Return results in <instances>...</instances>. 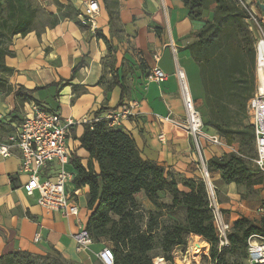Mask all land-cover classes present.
<instances>
[{
  "label": "crops",
  "instance_id": "obj_1",
  "mask_svg": "<svg viewBox=\"0 0 264 264\" xmlns=\"http://www.w3.org/2000/svg\"><path fill=\"white\" fill-rule=\"evenodd\" d=\"M40 1L42 9L52 16L51 20L41 23L38 17L33 32L15 36L11 43L14 55L5 59L6 66L13 70L9 84L15 89L23 87L35 91L25 94L35 100L22 104L13 94L0 95V257L14 252L42 255L56 250L75 264H102L98 255L106 246L111 247L109 243L93 242L87 249L78 251L74 240V235L85 229L88 188L80 189L78 217H65L59 212L47 211L37 203V193L28 196L23 190L27 176L20 173L21 153L10 149L8 155H3L1 150L8 145L10 133L14 132L32 103H40L64 119L80 121L86 116L93 118L100 111H103L100 116H104L124 104L137 102L139 108L134 116L122 121L118 128L134 138L143 159L165 167L176 178L195 176L198 156L192 137L164 118L185 116L178 70L185 76L191 97L204 106L203 95L193 97V79L195 72L199 76V71L187 49L194 40L192 34L202 27L203 22L190 21L188 11L180 0H118L119 5L113 11L112 19L103 0H97L101 11L92 24L79 21L85 3L90 0H58L61 4L71 5L69 10L65 8L61 12L54 2ZM68 13L74 19L64 17ZM212 16L213 11H207L203 20ZM53 20L56 21L54 24ZM104 38L115 49V68L127 88L123 101L119 86L107 91L112 76ZM78 66L74 75L73 70ZM155 68L167 75L166 81L161 84L149 79ZM72 129L79 138L83 132L82 125ZM72 129L68 139L70 156L81 158L82 164L86 165L89 155L79 149L78 139L72 137ZM208 131L215 132L210 127ZM219 150L211 145L207 160L213 156L222 157L224 153ZM95 169L98 171L97 165ZM67 170L76 173L71 160ZM213 177L221 184L218 189L221 207L228 206L230 210L225 215L226 223L232 224L240 214L254 221L259 220L256 215H246L244 202L240 204L242 211L231 209L230 205L239 200L238 187L220 183L218 173H213ZM260 187L264 198V176ZM75 188L73 183L68 185L70 192ZM136 199L146 211L157 210L143 192ZM191 237L190 241L200 240L199 244H195L196 249L202 250L200 261L188 241L187 247L174 250V263L212 264L209 259L210 245L199 236Z\"/></svg>",
  "mask_w": 264,
  "mask_h": 264
},
{
  "label": "trees",
  "instance_id": "obj_2",
  "mask_svg": "<svg viewBox=\"0 0 264 264\" xmlns=\"http://www.w3.org/2000/svg\"><path fill=\"white\" fill-rule=\"evenodd\" d=\"M36 0H0V95H14L20 102H31L35 91L23 87L15 89L9 84L13 70L5 59L13 56L12 39L33 32L42 7ZM61 12L70 4L52 0ZM192 22H203L192 36L187 49L198 67L204 91L206 117L204 126L212 128L229 145L238 144V152L223 157L213 156L206 161L209 174L218 173L222 184L241 187L263 185L264 173L252 163L256 157L254 128L248 116L247 105L256 90V51L248 25V14L238 0H180ZM248 1V0H244ZM259 17L264 12L258 6L261 0H250ZM110 19L118 7V0H103ZM211 19L204 21L207 11ZM78 17V14H75ZM48 19L52 17L47 15ZM64 17L74 19L71 14ZM56 21L53 20V24ZM80 24V22H79ZM264 28V22L261 23ZM108 49L111 81L107 91L119 86L121 101L127 88L116 70V52L104 38ZM79 66L73 70L78 71ZM74 76L72 75V78ZM67 81L66 83H68ZM75 92L76 89L73 88ZM103 111L95 117H100ZM1 125V122H0ZM78 139L79 149L85 150L89 159L83 165L81 158L71 157L76 170L73 184L77 189L88 188L87 220L85 230L94 243L105 241L111 245L114 264H153L156 258L174 263V250L187 247L188 238L196 235L209 245L212 264H229L228 256L246 258L248 239L253 235L264 237V218L258 221L240 216L232 223L228 233L229 245L219 247V235L206 183L201 177L176 178L165 167L143 159L134 138L120 128H112L101 120L82 125ZM98 167V171L95 169ZM144 193L156 207L146 211L136 199ZM159 194H165V198ZM169 215L180 212L181 219L169 224L162 222V212ZM158 249L155 255L153 252ZM0 264H75L56 250L42 255L14 252L0 257Z\"/></svg>",
  "mask_w": 264,
  "mask_h": 264
},
{
  "label": "built area",
  "instance_id": "obj_3",
  "mask_svg": "<svg viewBox=\"0 0 264 264\" xmlns=\"http://www.w3.org/2000/svg\"><path fill=\"white\" fill-rule=\"evenodd\" d=\"M241 7L248 14L247 22L261 26L263 17H259L255 7L249 1L238 0ZM101 11L97 0H90L85 5L84 13L79 18L83 24L93 23L95 17ZM264 41V36L262 40ZM259 43V44H260ZM180 93L184 104L185 116L174 119L170 116L164 118L166 122L186 130L192 137L194 146L201 156L200 140L203 139L214 147H225L224 138L216 132L210 133L204 130V121L196 110L194 99L191 97L184 74L177 72ZM150 80L161 84L167 79V75L159 68L152 70ZM256 90L247 105L248 116L254 128L256 157L252 163L264 173V59L258 58L256 67ZM139 108L137 102L124 104L119 109L108 111L100 117H84L80 121L64 119L58 113L44 110L35 103L30 105L21 122L14 128V132L8 137V145L3 147L1 153L8 155L10 149H17L21 153L20 173L27 176L23 190L28 196L38 194L37 203L47 211L59 212L65 217H78L80 214L79 197L80 189L75 188L71 192L68 185L73 183L75 174L67 170L71 156L68 149L70 130L76 125L91 124L105 120L112 128H118L122 121L134 116ZM205 176L208 177L206 166L202 160ZM212 196L213 190L208 183ZM211 195H209V198ZM211 199V198H210ZM215 226L219 235V247L229 245L228 233L231 227L223 217L218 214L219 209L213 207ZM259 212H264L259 209ZM39 240V236H37ZM74 240L78 251L87 249L93 240L89 233L83 229ZM248 264H264V237L253 235L248 239L247 246ZM102 264H114V255L110 248H104L98 255Z\"/></svg>",
  "mask_w": 264,
  "mask_h": 264
},
{
  "label": "rangeland",
  "instance_id": "obj_4",
  "mask_svg": "<svg viewBox=\"0 0 264 264\" xmlns=\"http://www.w3.org/2000/svg\"><path fill=\"white\" fill-rule=\"evenodd\" d=\"M51 1L52 0H50V2ZM261 1H264V0H261ZM37 3L40 6L42 5L40 0H36L35 4H37ZM85 5H86V3H85ZM38 17H39V21L41 23H46V22L49 21L45 10H41ZM79 21L81 22L80 18H79ZM248 25H249V29H250V31L252 33L253 46H254L256 54H257V47H258L260 41L262 40V37L264 36V28H262L261 26L253 25V24H251L249 22H248ZM256 67H257V56H256ZM193 83H194V86H193V89H192L193 97L195 98L197 95H203L204 96V91H203V88H202V84L200 82V78L198 76V72H197V75H196V72H195V79H193ZM194 102H195L196 110H198V112L200 113V115L202 117V120L205 119V117H206V108H205V106H200L199 104H197V102L195 100H194ZM35 104H37L38 106H40L44 110H48L45 106H43L40 103H35ZM48 111H50V110H48ZM52 112H54V111H52ZM204 130L205 131L208 130V127L205 126ZM224 141H225L226 146L222 147V148L219 147L220 148L219 151H223V153H224V154H222V157L225 156V155H228V154H230L232 152H235V153L238 152L239 148H238V144L236 142H234L232 145H229L228 142L225 139H224ZM210 146L211 145H209L207 143L205 144L203 139L200 140L199 147H200V151H201L202 157L199 156L197 148H196L198 158H197V163H196V165H197L196 166L197 173H196L195 176L201 177L203 179V181L206 183L208 194L211 195V197H210L211 198L210 199L211 204L213 205V207H216V208L219 209L218 214H220L223 217L224 221H226L225 220V215L229 214L230 210H229L228 206L222 208L221 205H220L221 203H220V196H219V193H218V189H219V186L221 184H219L216 181H214L213 174H209L208 171H207V174H208L209 178H206L205 170H204V167L202 165V160H203V162H204V164L206 166V161L209 158L207 156V151H210ZM206 169H207V166H206ZM209 182L211 184V187H212V190H213V193H214L213 196H212V193H211L210 189H208V185L207 184ZM260 192H261V187L260 186L254 188V186L252 185L250 187H241L240 189L238 188L239 200L236 201V203H234V205L233 204L230 205L231 209L235 208V209H240L242 211V208L240 207V204L242 205L243 204L242 202H244L243 205L246 208V210H245L246 215H249V216L250 215H256L259 218V220L263 219L264 218V212H259V209H263L264 210V198H262V195H261ZM162 195H163L162 197H164V198L166 197L165 194H162ZM162 215L163 216L161 218V221L165 222L167 224H169L170 221H172L174 218L175 219H179V220L181 219L180 212L173 213L172 215H169L168 211L164 210L162 212ZM240 216H243V215L240 214ZM231 226H232V224H230V227ZM190 237L191 236H189L188 241H190ZM197 239L198 238H196V240L192 239L190 241V247L193 250L196 259L198 261H200V259H201L200 257L202 255V250L195 248V244H199L200 243V240H197ZM106 247L109 248L110 246H106ZM198 250H199V252H198ZM158 252H159V250L156 249L153 252V254L155 255ZM173 255H174V253H173ZM159 258H161V257H159ZM161 259L165 262V264H168L163 258H161ZM228 261H229V264H248V261L246 260V258H236V257H232L230 255L228 256ZM207 262H208V260H207Z\"/></svg>",
  "mask_w": 264,
  "mask_h": 264
},
{
  "label": "bare ground",
  "instance_id": "obj_5",
  "mask_svg": "<svg viewBox=\"0 0 264 264\" xmlns=\"http://www.w3.org/2000/svg\"><path fill=\"white\" fill-rule=\"evenodd\" d=\"M257 52L259 60L262 61L264 59V41L258 45ZM154 264H165V262L161 258H157Z\"/></svg>",
  "mask_w": 264,
  "mask_h": 264
},
{
  "label": "water",
  "instance_id": "obj_6",
  "mask_svg": "<svg viewBox=\"0 0 264 264\" xmlns=\"http://www.w3.org/2000/svg\"><path fill=\"white\" fill-rule=\"evenodd\" d=\"M258 6L260 7V9L264 12V5H262L261 3L258 2ZM208 185V184H207Z\"/></svg>",
  "mask_w": 264,
  "mask_h": 264
}]
</instances>
